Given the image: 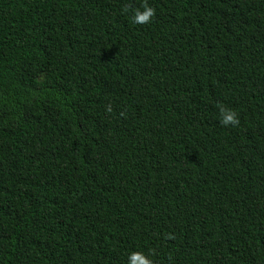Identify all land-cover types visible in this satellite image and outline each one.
Wrapping results in <instances>:
<instances>
[{"label": "trees", "instance_id": "trees-1", "mask_svg": "<svg viewBox=\"0 0 264 264\" xmlns=\"http://www.w3.org/2000/svg\"><path fill=\"white\" fill-rule=\"evenodd\" d=\"M135 252L264 264V0H0V264Z\"/></svg>", "mask_w": 264, "mask_h": 264}, {"label": "clouds", "instance_id": "clouds-1", "mask_svg": "<svg viewBox=\"0 0 264 264\" xmlns=\"http://www.w3.org/2000/svg\"><path fill=\"white\" fill-rule=\"evenodd\" d=\"M125 11H128L125 8ZM155 15V9L149 7L147 3L143 5V11L136 10L134 13V23L137 24H146L149 23L152 17ZM107 111H111V108H108ZM219 111L221 114L220 123L227 127L229 125L235 127L239 125L238 114L231 109H226L223 106H219ZM130 264H152V261L145 257L143 253L135 252L132 253L129 257Z\"/></svg>", "mask_w": 264, "mask_h": 264}]
</instances>
